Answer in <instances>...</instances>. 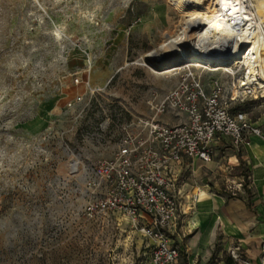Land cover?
<instances>
[{"label": "rangeland", "instance_id": "374dc122", "mask_svg": "<svg viewBox=\"0 0 264 264\" xmlns=\"http://www.w3.org/2000/svg\"><path fill=\"white\" fill-rule=\"evenodd\" d=\"M181 1L0 0V264H154V242L131 219L88 214L87 180L152 115L149 103L176 86L171 69L145 60L179 36L187 20ZM216 68L203 71L208 92L212 79L228 83ZM230 109L264 131V91ZM179 173L185 213L170 236L177 264L190 254L201 264L236 255L238 264H264V244L244 251L221 235V222L199 250L197 235L226 211L219 196L235 195L254 211L241 153L224 143L212 162L185 161ZM200 192L196 203L186 197Z\"/></svg>", "mask_w": 264, "mask_h": 264}, {"label": "built area", "instance_id": "2783aa9c", "mask_svg": "<svg viewBox=\"0 0 264 264\" xmlns=\"http://www.w3.org/2000/svg\"><path fill=\"white\" fill-rule=\"evenodd\" d=\"M250 48L241 60L221 67L228 83L212 79L209 92L203 71L218 68L188 63L171 69L178 76L177 86L160 102L151 101L152 115L139 121L136 133L125 136L112 157L89 170L88 214L118 212L131 219L154 242V264H177L180 256L170 237L185 213V194L178 185L180 166L185 161L212 162L217 147L224 143L240 151L251 146L253 137L264 139L261 126L253 124L247 114H233L230 109L237 99L243 101L264 91L258 70L253 71L245 58ZM169 111L179 118L178 123L160 121ZM190 199L196 203L198 195L194 193Z\"/></svg>", "mask_w": 264, "mask_h": 264}, {"label": "bare ground", "instance_id": "6f19581e", "mask_svg": "<svg viewBox=\"0 0 264 264\" xmlns=\"http://www.w3.org/2000/svg\"><path fill=\"white\" fill-rule=\"evenodd\" d=\"M181 2V10L187 15V20L180 25L179 36L162 44L160 51L148 53L145 60L148 64L155 68L178 57L226 62L232 56L241 60L246 49L251 47L245 58L253 71L258 70L264 82V4L257 6L251 0ZM219 20H223V28H219ZM260 88H264V83ZM72 170L78 171V163L74 160Z\"/></svg>", "mask_w": 264, "mask_h": 264}, {"label": "crops", "instance_id": "0c3cea01", "mask_svg": "<svg viewBox=\"0 0 264 264\" xmlns=\"http://www.w3.org/2000/svg\"><path fill=\"white\" fill-rule=\"evenodd\" d=\"M175 83L177 86L178 82ZM159 119L162 123L171 125L179 122V118L171 111ZM239 152L248 165L251 192L254 196L252 207L254 211H251L248 205L239 199H229L227 205L225 197L219 196L217 201L219 205L225 206L226 211L216 216L208 230L197 235V239L201 241L199 250L207 249L215 240L217 226L220 222L224 225L221 235L236 241L244 251L253 253L261 244H264V139L253 137L251 146L242 148ZM205 195L204 192H200L198 199L204 198ZM190 255L188 264H201L200 254ZM207 255H210V252Z\"/></svg>", "mask_w": 264, "mask_h": 264}, {"label": "water", "instance_id": "95a60500", "mask_svg": "<svg viewBox=\"0 0 264 264\" xmlns=\"http://www.w3.org/2000/svg\"><path fill=\"white\" fill-rule=\"evenodd\" d=\"M244 51V49L242 50ZM236 60L239 59H235L234 57L230 56L229 58H227L226 62H219L216 60H212L209 61L206 58L202 59L200 57H188V58H184V57H178L175 59L170 60L168 63L166 64H162L160 65V67H155L156 70L158 71H167L176 67H180L183 66L185 64L188 63H201L203 65L212 67V68H216V67H224V66H230L232 65Z\"/></svg>", "mask_w": 264, "mask_h": 264}, {"label": "trees", "instance_id": "16d2710c", "mask_svg": "<svg viewBox=\"0 0 264 264\" xmlns=\"http://www.w3.org/2000/svg\"><path fill=\"white\" fill-rule=\"evenodd\" d=\"M233 196H228V199H232ZM216 256V252H214L213 256H212V259ZM238 258H233L231 256H228L226 257V264H238V261H237ZM184 264H188V262H184Z\"/></svg>", "mask_w": 264, "mask_h": 264}]
</instances>
